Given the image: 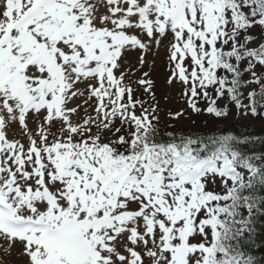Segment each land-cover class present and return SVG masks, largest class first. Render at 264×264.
Segmentation results:
<instances>
[{
	"label": "snow or ice",
	"instance_id": "snow-or-ice-1",
	"mask_svg": "<svg viewBox=\"0 0 264 264\" xmlns=\"http://www.w3.org/2000/svg\"><path fill=\"white\" fill-rule=\"evenodd\" d=\"M174 92L264 121V0H0V264H261L264 135Z\"/></svg>",
	"mask_w": 264,
	"mask_h": 264
},
{
	"label": "rangeland",
	"instance_id": "rangeland-1",
	"mask_svg": "<svg viewBox=\"0 0 264 264\" xmlns=\"http://www.w3.org/2000/svg\"><path fill=\"white\" fill-rule=\"evenodd\" d=\"M156 75L158 78V83L160 85L159 91H164V86H163V80L165 76V67L163 64V53H161V59L158 60L157 62V69H156ZM174 99L171 100V102L166 103L162 101V107L165 109V111L161 112V122L162 124L164 123H174L176 125V128L178 130L187 132L191 131L193 132L194 130H212L215 129L217 124L219 123L220 120L211 118L207 114H193L191 113L190 110H187V115L185 117L180 118L179 120L176 121H168V118L165 114V112L169 109L176 111L181 108L186 109V105L183 104L182 101L179 100L178 93H172ZM228 123L231 125H234L235 127H240L241 129H245L246 127H252L256 129H264V121L260 120H245V119H240L236 117H231L228 118Z\"/></svg>",
	"mask_w": 264,
	"mask_h": 264
},
{
	"label": "trees",
	"instance_id": "trees-1",
	"mask_svg": "<svg viewBox=\"0 0 264 264\" xmlns=\"http://www.w3.org/2000/svg\"><path fill=\"white\" fill-rule=\"evenodd\" d=\"M211 118H214L210 116ZM216 119V118H214ZM231 131L233 134H242L247 132L248 134L251 135H264V129H256L252 127H246L245 129H241L240 127H235L234 125H231L228 123V120H220L219 123L217 124L215 129L212 130H194L193 133H213L215 132L216 134H228L227 131ZM191 132V131H187ZM257 150L258 151H264V147H261L260 145H257ZM258 228V235L256 237V245L253 246H246V251L254 254L258 260L261 261V264H264V217H260L258 220L257 224Z\"/></svg>",
	"mask_w": 264,
	"mask_h": 264
}]
</instances>
